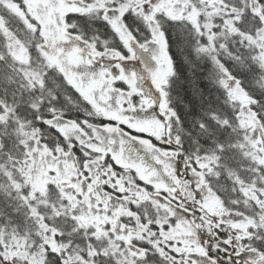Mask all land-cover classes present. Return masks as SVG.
I'll list each match as a JSON object with an SVG mask.
<instances>
[{"label": "snow or ice", "instance_id": "snow-or-ice-1", "mask_svg": "<svg viewBox=\"0 0 264 264\" xmlns=\"http://www.w3.org/2000/svg\"><path fill=\"white\" fill-rule=\"evenodd\" d=\"M0 264H264V0H0Z\"/></svg>", "mask_w": 264, "mask_h": 264}, {"label": "trees", "instance_id": "trees-1", "mask_svg": "<svg viewBox=\"0 0 264 264\" xmlns=\"http://www.w3.org/2000/svg\"><path fill=\"white\" fill-rule=\"evenodd\" d=\"M181 37L175 31H169V55L173 63L174 83L172 85L173 92L171 93L176 99L175 110L178 116L189 123L197 119L196 114L202 111L201 102L197 100L195 110L193 111L191 105L188 103V98L191 97V92L188 90L186 80L192 76L193 69L187 63V54L181 43ZM195 71L200 76L201 89L204 92V106L215 105L217 102V93L212 87L211 81L208 79L209 73L212 71V65L207 60L200 61Z\"/></svg>", "mask_w": 264, "mask_h": 264}, {"label": "flooded vegetation", "instance_id": "flooded-vegetation-1", "mask_svg": "<svg viewBox=\"0 0 264 264\" xmlns=\"http://www.w3.org/2000/svg\"><path fill=\"white\" fill-rule=\"evenodd\" d=\"M134 66H136V61L129 62V67H134ZM146 88H147V85H146Z\"/></svg>", "mask_w": 264, "mask_h": 264}]
</instances>
